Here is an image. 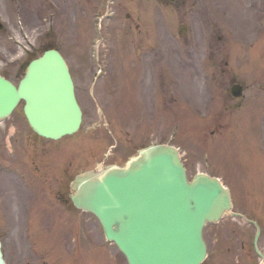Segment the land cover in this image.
Masks as SVG:
<instances>
[{
  "label": "rangeland",
  "instance_id": "374dc122",
  "mask_svg": "<svg viewBox=\"0 0 264 264\" xmlns=\"http://www.w3.org/2000/svg\"><path fill=\"white\" fill-rule=\"evenodd\" d=\"M28 1L36 3V0ZM126 1L107 0L108 12L115 13L103 20L102 33L94 28L93 12L89 14L85 0H60L59 30L52 35L44 34L45 21L44 28H38L40 18H31L29 13L25 19L27 32L19 33L17 15L12 13L8 17L1 12L6 27L0 30L1 73L18 83L27 64L26 53L29 52V58L38 55L45 43H51L63 52L70 64L84 116L80 130L74 135L59 141L37 139L26 122L21 102L6 123L0 125V133L7 136L16 129L12 143L23 146V155L49 156L55 154L50 152L51 148L64 147L63 144L68 143L70 149L58 153L63 157L71 152V156H75L76 171L101 164L123 163L142 146L171 141L180 148L190 177L198 171H208L222 176L231 185V176L214 169L207 149L205 139L209 141L213 136L204 127V119L207 120L205 117L209 113H198L190 102L206 97V83L199 74L198 36L202 29L214 24L225 34L233 28L239 33L249 31L250 25L257 28V21L252 17L259 3L253 0H178L174 5H168L164 0H130L134 1L130 4L135 19L129 26L123 17L128 11ZM44 14L45 11H39L40 17ZM98 36L105 39H101L103 44L99 58L95 60L92 44ZM253 69L247 80L251 85L248 107H256L250 113L264 127V65L257 75ZM99 72L102 77L97 79L98 75L95 77L94 74ZM245 121L249 122V118ZM235 127L230 126L226 134ZM7 149L4 145L0 155L7 154ZM218 155L232 162V169L237 170L240 166L227 146L219 148ZM14 160V155L0 156L1 162L12 166ZM254 184L255 179H252L249 185ZM242 192L239 189L235 193L234 211L244 214L248 211L259 224L263 232L258 245L264 254V189L250 187L246 194ZM92 230L99 240L102 229L96 220ZM256 231L250 222L230 214L219 223L209 224L204 231L209 256L203 264H260L262 258L254 247ZM5 248L8 258L12 259L8 241ZM104 249L107 264H127L123 254L113 245Z\"/></svg>",
  "mask_w": 264,
  "mask_h": 264
},
{
  "label": "flooded vegetation",
  "instance_id": "af4514ba",
  "mask_svg": "<svg viewBox=\"0 0 264 264\" xmlns=\"http://www.w3.org/2000/svg\"><path fill=\"white\" fill-rule=\"evenodd\" d=\"M253 1L259 3L252 17L257 21V28L252 29L250 25L249 29L254 31L241 30L239 33L233 28L225 34L216 24L201 30L198 36L199 74L209 77L210 85L204 86L206 97L190 100L193 110L209 113L205 117L207 120L204 119V127L213 136L209 141L205 139L207 149L212 155L214 169L231 176V185L221 177L230 186L234 201L239 189L242 194H246L250 187L264 189V138H258L260 133L252 126L253 123L245 121L256 108L248 107L249 72L254 66V74L257 75L264 64V32L259 28L264 19V0ZM93 3L99 7L101 0ZM85 4L89 8L92 1L85 0ZM3 11L8 17L12 13L22 16L21 22L26 27L25 19L29 13L31 18H40L37 20L38 28H44L45 21L46 32L56 34L59 30V0H36L35 4L28 0H0V18ZM39 11H45V14L40 17ZM236 85L240 86L235 90L238 95L232 91ZM230 126L236 127L226 134ZM63 146L51 148L50 152L55 154L49 156L37 153L24 156L23 146H17L15 165L0 161V224L4 227L0 237L8 264H107L105 245L101 238L98 240L92 234L95 219L89 212L76 208L71 200L70 181L77 168L71 152L63 157L58 153L70 149L68 143ZM226 146L240 165L237 170L230 166L232 162L218 155V149ZM3 155L13 154L0 156ZM252 179H255V184L250 186ZM7 241L12 259L8 258L5 248Z\"/></svg>",
  "mask_w": 264,
  "mask_h": 264
},
{
  "label": "water",
  "instance_id": "95a60500",
  "mask_svg": "<svg viewBox=\"0 0 264 264\" xmlns=\"http://www.w3.org/2000/svg\"><path fill=\"white\" fill-rule=\"evenodd\" d=\"M21 99L41 135L59 138L80 127L73 80L56 50L33 60L19 87L0 75V119ZM73 187L75 204L100 219L130 264H199L207 252L204 225L231 208L227 189L204 174L189 181L179 152L168 145L143 148L123 166L78 175ZM0 264H6L1 240Z\"/></svg>",
  "mask_w": 264,
  "mask_h": 264
}]
</instances>
